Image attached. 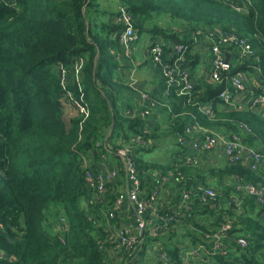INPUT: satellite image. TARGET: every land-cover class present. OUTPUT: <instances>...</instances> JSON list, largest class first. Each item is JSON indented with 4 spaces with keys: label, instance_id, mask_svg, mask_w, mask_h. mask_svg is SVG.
I'll return each instance as SVG.
<instances>
[{
    "label": "trees",
    "instance_id": "obj_1",
    "mask_svg": "<svg viewBox=\"0 0 264 264\" xmlns=\"http://www.w3.org/2000/svg\"><path fill=\"white\" fill-rule=\"evenodd\" d=\"M106 1L103 7L100 0H0V252L5 255L0 264H105L100 247L108 245V234L97 225L101 219L88 220L83 205L88 196L84 157H97L94 145L105 141L109 131L111 136L121 131L128 138L125 130L137 135L144 125L142 119L124 115L125 109H132L125 93L135 92L121 83L118 74L117 55L122 51L121 28L114 22L120 15L115 13L116 6L133 15L139 36L149 33L152 40L188 42L192 51V34L197 31L237 33L252 44L255 56L233 63L230 74H251L257 67L264 81V0H249L246 12L235 10L225 0ZM195 54L189 53L187 58L192 70L198 65ZM78 58L85 59V68L83 79L68 88L78 111L68 127L61 79ZM204 85L196 83L191 99L173 96L165 100L168 106L159 101L157 108L162 107L171 132L183 133L188 123L199 122L221 134L240 133L247 145L264 153V117L229 110L219 99L227 83ZM124 98L128 101L125 107ZM209 104L214 105L212 119L200 110ZM152 119L153 135L148 139L156 145L162 125L156 117ZM240 123L251 133L242 134ZM151 145L138 153L151 151L155 147ZM137 163L140 170L181 172L188 183L180 185L178 197L181 190L199 183L219 192L218 212L196 200L192 218L156 239L172 261H180L184 239L198 247L205 233L218 230L227 221L231 238L245 237L250 247L242 249L226 240L229 254L213 256L210 250V257L220 264H264V206L246 196L241 210L229 207L231 196L240 194L237 182L264 185L263 171L252 173L239 165H227L220 169L217 188L207 180L216 179L217 173L206 176L202 165L163 168L139 156ZM58 215H64L70 224L65 245L52 232V221ZM145 246L131 258L134 264H144Z\"/></svg>",
    "mask_w": 264,
    "mask_h": 264
},
{
    "label": "built area",
    "instance_id": "obj_2",
    "mask_svg": "<svg viewBox=\"0 0 264 264\" xmlns=\"http://www.w3.org/2000/svg\"><path fill=\"white\" fill-rule=\"evenodd\" d=\"M225 3L239 12L248 11L250 5L249 0L247 3H244V0H225ZM115 23L121 28L118 34L120 46L138 41L139 31L136 28L133 15L128 10L121 8L120 15L115 18ZM192 38L194 45L199 39L205 40L210 45V81L212 84L227 83L228 85L219 95L222 103L229 110H245L239 96L245 93H253L255 109L262 111L264 109V81H259L255 93L254 89L249 87L245 73L230 74L234 59L237 63H242L255 56L252 44L247 43L235 32L228 34L216 29L209 33L197 31L192 34ZM149 46L148 53L151 63L161 71L163 82H165L162 89L164 100H169L173 96L191 99L197 83L193 78L190 63L187 61L189 53L194 55L191 45L188 42H171L158 37L153 39ZM232 49L235 50V53L231 52ZM227 55L230 56L229 62H227ZM125 56L130 58L128 54ZM84 63L83 58L76 59L73 67L61 79V85L65 92L61 100L64 108L67 105L73 108L77 107L68 88L75 80L77 82L83 79ZM256 69L261 73V68L256 67ZM128 80L130 87L136 91L132 71ZM139 93L138 97L144 102L145 107L140 112L125 109L124 115L130 119L140 118L144 121L141 133L135 135L132 140L131 138H124L119 145L112 143L114 140L111 137H107L105 141H97L93 148L97 157H84V191L88 194L86 197L87 218L89 221L98 218L95 208L99 207V212H101L99 219H105L104 229L108 234L105 243L112 244L118 250L138 254L144 250L143 247L146 245L145 251L152 253L156 257L157 263L198 264L196 259L200 256L202 246L182 253L180 261L175 262L169 257L165 247H162L156 240L169 233L170 227L176 220V213L171 208L159 210L160 202H163L162 204L169 202L168 199L162 201L164 186L169 184L172 179L179 184H184V186L188 181L185 180L181 172L161 174L155 171L140 170L136 150L152 144L148 137L152 135L154 129L155 121L152 118L155 116L153 111L157 109L159 102L144 92ZM166 105L162 104V106ZM78 106L80 107L79 104ZM200 110L209 118L214 117L212 104L204 108L201 107ZM81 111L83 112L82 109ZM239 129L242 134L251 133L248 126L243 123H240ZM176 137L180 146L179 152L185 165L198 167L200 153L215 152L217 149H222L229 166L239 165L252 173H260L264 169V153L247 145L245 137L240 133L224 135L195 122L188 123L183 133L179 132ZM121 139L115 142H119ZM108 155L116 158L118 164L115 167L108 163ZM100 160L104 161L102 163L104 169L97 167ZM122 175H125L124 179ZM111 185L116 188L119 187L117 194L111 193ZM237 190L240 194L231 196L229 207L234 206L235 209L241 210L246 196L255 198L257 206H264V185L262 183L243 184L238 181ZM181 192L177 210H190L191 203L196 200L205 204L204 206H211L217 212L220 208V205L217 204L219 192L211 187L199 183L197 186L183 189ZM126 204L128 208L125 210ZM124 212L131 215L132 224L124 221ZM117 217H120L121 221L125 223H116ZM261 218L264 224V213ZM96 222L98 226L102 225V221L97 220ZM52 225L58 240L65 245L66 235L69 233L68 219L64 215H58L56 219H53ZM231 230V224L225 221L219 225L218 230L205 234V238L212 241L213 256L219 253L224 256L229 254L230 247L226 244V240L229 238ZM150 238L154 239L151 247L147 244L150 243ZM236 245L242 249L250 247L247 238L241 236L237 238ZM102 248L103 246L100 247L101 250ZM4 257L5 255L0 252V258ZM205 264L212 263L207 262Z\"/></svg>",
    "mask_w": 264,
    "mask_h": 264
},
{
    "label": "crops",
    "instance_id": "obj_3",
    "mask_svg": "<svg viewBox=\"0 0 264 264\" xmlns=\"http://www.w3.org/2000/svg\"><path fill=\"white\" fill-rule=\"evenodd\" d=\"M122 7V6H121ZM121 7L120 6H116L115 7V13L117 12H121ZM116 18V17H115ZM115 22V20H114ZM145 35V37H148L149 39L144 42L141 41V37H143ZM182 37V36H181ZM185 39L187 38L186 36L184 37ZM152 41V36L149 33H143L139 36V39L137 42L132 43V44H128L126 46L122 45L121 47V53H119L117 55V60H118V64L120 65V70H119V76L121 77V83L127 84L128 86H130V81L128 80L130 72L132 71L134 73V82L136 83V89L137 92L141 93L144 90L149 92V94H152V99H154L155 101H160V100H164V98L162 97V89H163V77L161 75V71L158 70L154 64L151 63V58L150 55L148 53L149 50V45L151 44ZM194 45V44H193ZM194 54L198 57L197 59V63L198 65H196V68L192 70V74H193V78L195 81H197L198 83L203 82L205 85L212 84V81H210V67H211V63H210V59H211V52H210V47L209 44L206 43L205 40L203 39H199L197 41V43L194 45V49H193ZM233 53H235V50L232 49ZM125 54L130 55V58L128 59ZM135 56V58H134ZM137 56V58H136ZM233 62L235 63V61L233 60ZM135 63V64H134ZM261 73L258 72L257 69L254 70L253 73L248 74L245 73L246 76V80L248 82L249 87L254 89V92H257V86L259 85V81H260V76ZM204 85V86H205ZM131 88V87H130ZM135 93H131V91L126 92L125 95L127 97V100L131 101V105H132V109L130 108V110H135V111H142L143 107H145V104L143 101H141V99L138 97V93L136 91H134ZM139 93V94H140ZM240 102L242 103V105L244 106L245 110L255 113H258L260 116L264 117V109L262 111H258L255 109V106L253 104L254 101V96L253 93H245L239 96ZM165 101V100H164ZM128 104V103H127ZM213 110H214V105H213ZM225 110V109H224ZM158 111V110H157ZM167 123V120L165 119L164 124ZM162 125V129L159 131V133H161V135H159L160 139H158V142L160 144L161 139H164V141L166 143H169V138H163L165 135L162 134L165 132V130L168 128L167 125ZM163 128L165 130H163ZM224 134V133H222ZM224 135H229V134H224ZM166 137V136H165ZM157 143V142H156ZM153 146H155V143L153 144ZM152 147V145L150 146ZM139 150L141 149H137L136 153L138 154L139 157L144 158V160L146 162H154V161H158L159 159H146V155H150L153 151H155V149L153 148L151 151H147L144 152L143 155L141 153V155L138 153ZM200 163L198 165L199 166H203L201 171L203 173H205V175L207 176L208 172H216L217 173V178L213 179L211 177H208V184L217 187L218 185V181L220 179V177L218 176L220 174V169L227 166V162L225 159V154H223L222 149H217L215 152H208V153H200ZM170 159H168L169 157L166 158V160H162L164 162H162L161 166H163V168H169V167H192V166H188L185 165L182 161V156L180 155L179 150L177 152H175L174 154H170ZM168 159V160H167ZM112 161H110L109 159L107 160L108 163L112 166H116L117 165V161L111 159ZM172 162H171V161ZM179 163L178 164V161ZM161 161V160H160ZM104 161L100 160L97 163V167L100 169H104L103 164ZM175 164V165H174ZM157 165V164H155ZM159 166V165H158ZM229 166V165H228ZM198 167H192V168H198ZM162 170L164 169H157L155 172H159V173H163L166 174L164 172H162ZM264 172V169L262 170ZM233 181V179H231ZM231 181V182H232ZM180 185H182V183H178L176 182L174 179L171 180V182H169V184L164 186L163 189V195H162V201L165 199H168L169 202L162 204L163 202L159 203V210H163L164 208H171L173 211H175L176 213V220L174 221L173 225L170 227V233L172 231H174L175 229H177V225L178 224H182L184 221L190 219L193 217L194 213L196 212V210L194 209V202L193 201L191 203V209L190 210H177V204L179 203L180 199H181V195L180 197H178V190ZM184 185V184H183ZM218 188V187H217ZM119 189V187H115L113 185H111V193L113 194H117V190ZM182 193V192H181ZM112 198V197H111ZM84 205V209L86 210V200L83 203ZM110 206V205H109ZM128 208V205L126 204L125 206V210ZM124 210V211H125ZM95 212L98 215V218H100V214L101 212H99V207L95 208ZM123 219L124 221L129 224H132V218L131 215L127 212H124L123 215ZM102 220V225L101 227H103V230H105V222H104V218H101ZM124 222V223H125ZM116 223H122L124 224L120 217H117ZM105 232H107L105 230ZM168 234V233H167ZM165 234V235H167ZM206 234V233H205ZM240 237V236H239ZM162 238V237H161ZM238 238V237H237ZM237 238L232 239L231 235L229 236V238L227 240H229V242H236ZM159 242V241H157ZM178 242H183L182 239H180V241ZM160 243V242H159ZM161 244V243H160ZM153 245V242L149 243V247H151ZM212 241L208 240L205 238L204 235V242L201 243L198 246H202L201 250H200V256L197 257V263L198 264H205L207 262L212 263V264H220L218 262H216L212 257H210V250H212ZM196 246L193 245L191 243V240L189 238L184 239V243L182 245V253H186L187 251L195 248ZM103 252H104V256H105V264H134L133 259L131 260V258H133V256H137V254L135 252L131 253V252H126L124 250H118L116 248H114V246L112 244H108L107 246H103ZM148 252V251H145ZM150 256H148L146 258V260L142 259V263L146 264L148 262L152 263L153 260L157 263L156 257L154 255H152V253H149ZM151 257L153 258L152 260ZM238 264H242V263H238Z\"/></svg>",
    "mask_w": 264,
    "mask_h": 264
},
{
    "label": "rangeland",
    "instance_id": "obj_4",
    "mask_svg": "<svg viewBox=\"0 0 264 264\" xmlns=\"http://www.w3.org/2000/svg\"><path fill=\"white\" fill-rule=\"evenodd\" d=\"M100 3H101V5L103 7L107 6V1L106 0H100ZM105 18H107V17H105ZM148 39L149 38L148 37H145V35L143 37H141V41L142 42H144L145 40L147 41ZM134 58H135V56H134ZM136 58H137V56H136ZM234 61L236 62L235 59H234ZM136 91H137V89H136ZM143 92L152 98V94H149V92H147L145 90ZM163 102H165V103H163ZM127 103H128V101H126V99L124 98L123 99V106L125 107L127 105ZM160 103L167 104V101L160 100ZM83 108L84 107H81V109H83ZM161 108L162 107L157 108L156 110L153 111V115L159 120V122H158L159 125L164 124V122H165V119L163 117ZM77 114H78V111L76 110V108H73L72 106H68L67 105V107L64 108V121H66V124H67L68 127L71 124V119H73L74 117H76ZM164 125H167V124H164ZM163 130H165V129L163 128ZM110 134L111 133L109 131L108 132V137L113 138L114 142L112 141V143H114L115 145H119L124 140V138H126V137H122L123 133H121V131L118 134L117 133H114L112 136ZM124 134L129 135L128 136V139H130V138H131V140L134 139L133 137L135 135L132 134L131 132H129L128 130H125V133ZM162 134H164L166 136V137L164 136L163 138H167V137L169 138V143H166L164 141V139H161L160 144H159V142H157V144L154 147L155 151H153L150 155H146L145 158L146 159H159V160L158 161H154V162H149L150 164H157V165L161 166L162 162H164L162 160H166L167 157H169L168 159H170L171 158L170 157V154H172V153L174 154L175 152H177L178 150H180V146L177 143L176 133L171 132L169 126L165 130V132L162 133ZM152 135H153V132H152ZM119 136H121V137H119ZM118 139H121V140L119 142H115ZM152 146H153V143H152ZM107 157H108V159L110 161H112L111 159L117 161L116 158L115 157H112L111 155H108ZM117 164H118V162H117ZM122 176H123V179H124L125 178V175H122ZM68 225L70 226L69 222H68ZM51 227H52V232H53V229H54L53 225ZM148 256H150L149 255V252H146V256L143 258V260H146V258ZM140 259L141 258H139V260Z\"/></svg>",
    "mask_w": 264,
    "mask_h": 264
},
{
    "label": "water",
    "instance_id": "obj_5",
    "mask_svg": "<svg viewBox=\"0 0 264 264\" xmlns=\"http://www.w3.org/2000/svg\"><path fill=\"white\" fill-rule=\"evenodd\" d=\"M226 58H227V62H229V58H230V56H229V55H227V57H226Z\"/></svg>",
    "mask_w": 264,
    "mask_h": 264
}]
</instances>
